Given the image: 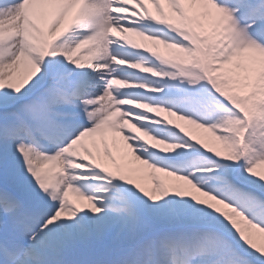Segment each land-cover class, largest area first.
I'll return each mask as SVG.
<instances>
[{
	"label": "snow or ice",
	"instance_id": "obj_1",
	"mask_svg": "<svg viewBox=\"0 0 264 264\" xmlns=\"http://www.w3.org/2000/svg\"><path fill=\"white\" fill-rule=\"evenodd\" d=\"M0 264H264V0H0Z\"/></svg>",
	"mask_w": 264,
	"mask_h": 264
}]
</instances>
